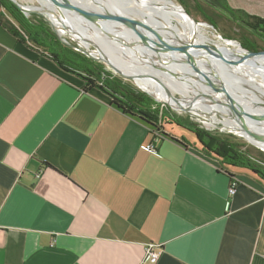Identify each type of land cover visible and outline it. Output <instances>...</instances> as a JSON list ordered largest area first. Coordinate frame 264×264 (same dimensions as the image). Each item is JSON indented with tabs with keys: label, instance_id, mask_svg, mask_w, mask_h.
<instances>
[{
	"label": "crops",
	"instance_id": "1",
	"mask_svg": "<svg viewBox=\"0 0 264 264\" xmlns=\"http://www.w3.org/2000/svg\"><path fill=\"white\" fill-rule=\"evenodd\" d=\"M83 84L0 25V264H150L147 243L156 264H264L257 176L229 168L228 195L197 143L154 139Z\"/></svg>",
	"mask_w": 264,
	"mask_h": 264
},
{
	"label": "bare ground",
	"instance_id": "2",
	"mask_svg": "<svg viewBox=\"0 0 264 264\" xmlns=\"http://www.w3.org/2000/svg\"><path fill=\"white\" fill-rule=\"evenodd\" d=\"M76 1L80 3L82 0ZM170 1L172 3L168 0H111L118 13L122 16L134 18L143 24L146 23L150 26L149 28L156 29L158 31H155L156 33H160L170 39L178 40L182 43H192L196 47L220 46L243 51L239 42L223 40L216 32H211V35L207 33L208 24L202 22L194 23L176 0ZM39 2V5H25V7L28 10L43 14L53 23L60 36L78 40L81 48H85L93 55L100 57L98 50L91 48V41H98L106 52L107 57L116 62L118 70L120 69L126 74L132 73L137 76L135 79L136 84L151 92L159 100L172 104L177 111H188L197 114L205 119V124L208 126L234 132L264 150V140L255 138L242 127L237 117V112L231 105L227 104L226 100L229 97L226 96V93L221 88H215L210 83L203 81L200 76L188 77L182 69L178 68L179 66L182 67V64L173 63L156 66L154 62L159 61L161 57L156 52L148 49L144 40L131 31L124 28L117 29V33L125 36V39L120 41L98 36L100 30H108V28L96 26L98 34L94 38L86 30L85 26L73 16L62 14L47 0H39ZM84 2L95 6L92 0H84ZM184 13L192 22L185 17ZM128 36L141 43L144 46V51L143 47L140 50L142 52L136 46L134 49L133 47L129 48V45H132L133 42ZM210 42L214 44L210 45ZM144 57L150 58L151 61H145ZM261 60L264 61V58ZM152 61H154L153 64H151ZM222 63L219 57L210 55L205 59H200L186 66L193 70V65H197L203 75L208 77L210 81H214L217 78L214 77L212 66L221 67ZM228 63L235 72L243 73L244 77H241V80L245 79L258 92V94L252 95L253 98L255 100H263L264 74H259L253 69L234 61H229ZM158 78L162 84L156 83L155 79ZM243 88L245 89V87ZM176 91L182 93L183 97H174L173 92ZM204 93L214 97L217 96L216 98L220 100H216V102L202 101L200 100V97H202L200 95ZM232 96L235 97L234 95ZM235 98L238 99L237 97ZM239 102L252 113L251 117L247 118L246 114L243 118L250 132L264 137V118H262L264 117V108L259 106L256 108L248 107L242 104L240 100Z\"/></svg>",
	"mask_w": 264,
	"mask_h": 264
},
{
	"label": "trees",
	"instance_id": "3",
	"mask_svg": "<svg viewBox=\"0 0 264 264\" xmlns=\"http://www.w3.org/2000/svg\"><path fill=\"white\" fill-rule=\"evenodd\" d=\"M180 1L185 4L182 0ZM170 2L172 3V1ZM207 2L215 10H223L225 13L223 15L239 27L247 28L264 38V18L250 15L244 9L232 8L227 0H207ZM0 7L3 10L0 12V25L4 26L21 43L26 44L40 55L49 57L64 71L81 78L84 82L82 87L84 92H88L92 88H99L108 94L111 97V104L116 109L148 127L154 139L169 138L176 143L185 145L183 140L162 130L161 122L168 119L169 123L193 132L200 150L204 154L216 158L220 163L219 171L223 170L230 179L235 174L229 168L241 167L249 170L264 184V158L255 159L250 151L229 137L212 135L189 117H181L170 108H163L159 102L127 81L126 78L106 69L103 63L64 44L48 23L31 20L10 0H0ZM186 7L188 8L187 4ZM200 11L204 13V10L200 9ZM1 16L5 18H1ZM207 19L213 26H218L217 22L211 18L207 17ZM241 45L256 51V47L248 40L242 42Z\"/></svg>",
	"mask_w": 264,
	"mask_h": 264
},
{
	"label": "water",
	"instance_id": "4",
	"mask_svg": "<svg viewBox=\"0 0 264 264\" xmlns=\"http://www.w3.org/2000/svg\"><path fill=\"white\" fill-rule=\"evenodd\" d=\"M11 1L25 15H29L30 13L36 12L34 10L33 11L28 10L25 7V5L20 4L16 0H11ZM47 1L50 2L52 5H54L62 14L63 13L69 14L74 18H76L77 20H79L85 26L86 30L90 33V35L94 38L98 34L96 30L97 28L96 26H104L108 28V30L107 29L100 30L98 36H104L107 37L108 39H116L120 41L124 40L125 36L117 33L116 32L117 29L124 28L128 31L133 32L136 36L144 40L145 45L148 47V49L156 52L161 57L159 58V61L156 62L152 61L151 64H153V62L156 66L168 65L173 63L182 64L181 69L186 75H188V77L190 76L189 73H197V72L200 73L201 70L197 65H193L194 67L192 68L193 70H191L186 65L198 61L200 59H205L210 55L219 57L220 60L223 62L221 67L220 66L217 67L215 65L212 66L214 69V73H213L214 77H216L217 80L210 81L208 77L201 75L200 78L203 79V81L210 83L215 88H219V89L221 88L226 93V96L229 97V99L226 100L227 104L231 105L237 112L238 115L237 117L239 118L242 127H244V129H246L255 138L264 140V137L250 132V129L244 123L243 118L246 114H247V118L251 117L252 113L244 106H242L239 100L233 97L232 94L230 93L232 92V87L238 86L241 88L240 84H242L243 80L237 81L238 84L236 85L235 83L227 80V78L230 77L228 76L227 72L233 70L231 68V65L228 63L229 61L237 62L239 64L249 67L250 69H253L259 74L262 73L264 74V61L261 60L262 58H264V50L261 51L249 50L243 47L241 44L240 45L243 51H238L237 49L234 48L220 47V46L196 47L192 43L189 44L182 43L181 41L173 40L166 36H163L160 33H156L158 31L152 27L150 29L149 28L150 26L146 23L143 24L142 22L134 18L122 16L121 14L118 13L111 0H92L95 6L89 5L88 3L84 2V0L80 1L81 4L78 3L76 0H47ZM183 9L185 13L194 21V23H198V21L195 19V17L192 14H190L184 7ZM48 23L52 28V30L57 33L58 37L64 44L78 50L79 52L85 54L86 56L96 61L104 62L110 68H112L116 73H118L120 76L126 79L135 81V79L137 78V76L133 75L132 73L126 74L122 70L120 69L118 70L116 66V62L112 61L107 57L106 52L102 49L98 41L95 40L91 41V45L95 48L94 50H98L100 57L93 55L89 50L85 48H81L77 42H76L77 45H74L73 43L69 42L67 39L62 38L56 27L53 25V23L50 20H48ZM220 37L226 41H234L224 38L221 35ZM129 39L133 42L132 45H129V48L133 47L134 49V47L136 46L140 51L142 50L143 47V51H144V46L141 43L135 41L131 37H129ZM144 60L148 62L151 61L150 58H146V57H144ZM141 89L150 96L154 97L156 100H159L151 92L143 88ZM200 96L210 100H215V101L220 100L214 96L207 95L205 93ZM175 99L178 100L177 98ZM159 101L164 103V101L162 100ZM167 104L173 107L172 104L170 103Z\"/></svg>",
	"mask_w": 264,
	"mask_h": 264
},
{
	"label": "rangeland",
	"instance_id": "5",
	"mask_svg": "<svg viewBox=\"0 0 264 264\" xmlns=\"http://www.w3.org/2000/svg\"><path fill=\"white\" fill-rule=\"evenodd\" d=\"M17 1L22 5H39L40 4L39 0H17ZM168 1L170 2V0H168ZM176 1L179 4H181L190 14H192L195 17V19L198 21V23L202 22V23L208 24L209 28L207 30V33H209L210 35H211V32H216L218 35L220 34L222 37L237 41L240 44H242V42H245V40H248V41H250V43L253 46L256 47V51H261L262 49H264V38H261L258 34L253 33L252 31H250L247 28L239 27L235 22L226 18L223 15V14H225L223 10L218 8L219 10L217 11L214 8L210 7L208 5L209 2H207V0H182L183 2H185V4H183L180 0H176ZM228 1H230V0H228ZM186 4L188 5L189 9L186 7ZM235 5L242 6V8L247 9L245 11L247 13H249L250 15H254L257 17L264 18V0H235ZM200 9L204 10V13H202L200 11ZM26 16L29 17L31 20H34V21L35 20H41V21L48 23L47 18L45 16H43L41 13L34 12V13H30L29 15H26ZM185 16H187V15H185ZM206 16L211 18L213 21L217 22L218 26L217 27L213 26L210 23V20L207 19ZM1 18H5V17L1 16ZM187 19L192 22V20L189 17ZM62 38L67 39L69 42L73 43L74 45H77V43H78V40L71 39L70 37L63 36ZM213 44H214L213 42H210V45H213ZM91 48L93 50L95 49L92 45H91ZM99 62H101V61H99ZM101 63L104 64L106 69L108 68L109 70H112L114 73H116L107 64H105L104 62H101ZM178 68L181 69L180 66ZM227 73H228V76H230L229 78H227V80L235 83V85L238 84L237 80L239 81V80H241V77H244L243 73L239 74L237 71L235 72L234 70H230ZM116 74H118V73H116ZM189 74H190L189 77H198L200 75L205 76L201 72L200 73L199 72L189 73ZM127 81H129L134 86L141 89L135 83V81L129 80V79H127ZM155 81L157 84H162L161 80L159 78L155 79ZM240 86H241V88L238 86L232 87V92H230V93L232 95H234L235 97H237L242 102V104H244L248 107L250 106V107L256 108L257 106H259L261 108H264V105H263L264 99L263 100H260V99L255 100L253 98L252 95L255 93L258 94V92L245 79L243 80L242 84H240ZM243 87H245V89ZM173 93H174V95H173L174 97H177V98L183 97V94L180 93L179 91H176ZM152 98L155 101L159 102L163 106V108L167 109V107H168L172 111H174L176 114L180 115L181 117H189L190 119L196 121L197 123H199L200 127L206 129L212 135L217 134L221 137H229L232 141H235L238 144H241L244 149L250 151L253 158H255V159H263L264 158V150L261 149L260 147H258L257 145L252 144L251 142H249L244 137H242V136H240L234 132H230L227 130H221L220 128L210 127L207 124H205V119L203 117H201L197 114H194L192 112H188V111H186V112L179 111V110L177 111L173 107L169 106L167 103H165V102L163 103L159 100H156L154 97H152ZM200 100L205 101V102H207V100L211 101V102H216L215 100H210V99H207L205 97H200ZM161 124L163 125L162 130L169 131L172 136H175L178 139L184 138L187 142H194V143H197L199 145L197 138H196V135L193 132H191L190 130L183 128L181 126L175 125V124H171V123H169L168 119L163 120L161 122ZM234 170L239 171L241 173H245V172L248 173L249 172L247 169L241 168V167H236V168H234Z\"/></svg>",
	"mask_w": 264,
	"mask_h": 264
},
{
	"label": "built area",
	"instance_id": "6",
	"mask_svg": "<svg viewBox=\"0 0 264 264\" xmlns=\"http://www.w3.org/2000/svg\"><path fill=\"white\" fill-rule=\"evenodd\" d=\"M147 147L150 150L156 149V146L154 143L148 144ZM239 185H240L239 178L234 176L230 180V185L228 188V195L230 196L234 195L237 192ZM144 249H145L144 262H149L150 264H156L164 251L163 247L160 244H156V243H147Z\"/></svg>",
	"mask_w": 264,
	"mask_h": 264
}]
</instances>
